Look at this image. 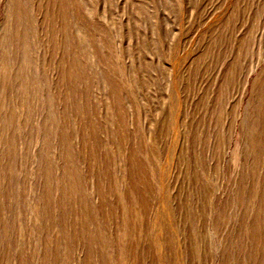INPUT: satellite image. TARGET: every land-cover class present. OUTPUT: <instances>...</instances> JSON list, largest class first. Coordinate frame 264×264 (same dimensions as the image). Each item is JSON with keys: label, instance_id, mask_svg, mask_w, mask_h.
<instances>
[{"label": "rangeland", "instance_id": "374dc122", "mask_svg": "<svg viewBox=\"0 0 264 264\" xmlns=\"http://www.w3.org/2000/svg\"><path fill=\"white\" fill-rule=\"evenodd\" d=\"M0 264H264V0H0Z\"/></svg>", "mask_w": 264, "mask_h": 264}]
</instances>
